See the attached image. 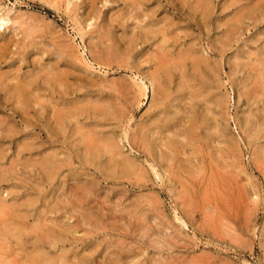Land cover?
<instances>
[{"label":"rangeland","instance_id":"374dc122","mask_svg":"<svg viewBox=\"0 0 264 264\" xmlns=\"http://www.w3.org/2000/svg\"><path fill=\"white\" fill-rule=\"evenodd\" d=\"M0 72V264H264V0H0Z\"/></svg>","mask_w":264,"mask_h":264},{"label":"bare ground","instance_id":"6f19581e","mask_svg":"<svg viewBox=\"0 0 264 264\" xmlns=\"http://www.w3.org/2000/svg\"><path fill=\"white\" fill-rule=\"evenodd\" d=\"M204 2V1H203ZM201 8V12L204 14V13H206L207 11H208V5H207V3H201L200 5H199ZM159 25V24H158ZM224 26H226L225 25V23H224ZM157 28H156V32L160 35V34H162V35H164V30H163V26H156ZM225 30H226V28L224 29V32H225ZM150 31V30H149ZM227 31V30H226ZM37 32V31H36ZM153 32V31H152ZM31 33V32H30ZM146 33V32H145ZM150 33V32H149ZM151 35V34H150ZM157 35V34H156ZM107 37V36H106ZM164 38V37H163ZM168 38V37H167ZM101 39H102V37H101ZM114 41V40H113ZM99 42V41H98ZM108 42H109V40H108ZM110 42H112V41H110ZM106 43V42H105ZM113 43V42H112ZM161 43H163V39L161 40ZM6 44V43H5ZM102 45V44H101ZM100 45V46H101ZM163 46H164V43L162 44ZM110 47H111V45H109ZM26 47V46H25ZM159 47H161L160 46V44H159ZM103 48V47H102ZM113 48V47H112ZM162 48V47H161ZM160 48V49H161ZM106 49V48H105ZM157 49V48H156ZM160 49H158V51L160 50ZM27 50H29V49H27ZM162 50V53H164V49H161ZM114 51V50H113ZM100 52V51H99ZM115 52V51H114ZM200 52V51H199ZM156 53V52H155ZM162 53H160V54H162ZM208 54V53H207ZM108 55V54H107ZM113 56V55H112ZM156 57H157V54H156ZM159 57V56H158ZM189 57L191 58V60H190V66H191V68L192 69H194L195 67H196V65L197 64H199L201 61H200V57H198V55L196 54V53H194V52H191L190 54H189ZM154 60V59H153ZM14 61V60H13ZM156 62H155V66H154V71H155V73L152 75V78L154 79V80H157L156 79V77H159V75L157 76V75H155L156 73H160V70H162V71H164V68H167L168 67V64H169V62L164 58V54L163 55H161V58H159V59H157V60H155ZM206 64V63H205ZM52 66V65H51ZM209 66V65H208ZM210 68H211V66H209ZM209 67H206V70H209L210 68ZM2 69V68H1ZM44 69V68H43ZM158 69H160L159 70V72H157V70ZM67 70V69H66ZM162 71H161V73H162ZM51 72V71H50ZM1 73V72H0ZM83 74V73H82ZM3 77V75H0V77ZM5 76V75H4ZM41 77V76H40ZM160 78H162L161 76H160ZM159 78V79H160ZM1 79H3V78H1ZM7 79V78H6ZM6 79H5V81H6ZM56 79V78H55ZM152 79V80H153ZM4 80V79H3ZM48 80V79H47ZM153 80V81H154ZM14 81V80H13ZM20 81V80H19ZM19 81L17 82V80H16V82H17V84L19 83ZM157 81H159V80H157ZM4 82V81H3ZM7 82V81H6ZM160 82V81H159ZM185 83H184V85H189V82H190V80L189 79H186L185 81H184ZM5 83V82H4ZM8 83V82H7ZM6 83V84H7ZM16 85V84H15ZM6 86V85H5ZM11 86H13L12 84H11ZM30 86V85H29ZM28 85H25L24 83H19L18 85H16V86H14L15 87V90H13V92L12 91H10L11 93H20V99H21V96H23L24 97V95H27L26 93L29 91L28 89V87H29ZM2 87H3V84H2ZM10 87V86H9ZM8 87V88H9ZM14 87H13V89H14ZM180 87H183V85H181ZM179 87V88H180ZM5 88H7V86L5 87ZM7 88V89H8ZM12 89V88H11ZM10 89V90H11ZM158 89V88H157ZM28 90V91H27ZM9 91V90H8ZM160 91L162 92L163 91V89H160ZM9 92V93H10ZM164 94V93H163ZM11 96H12V94H10ZM28 97H30V95H31V93L29 94V92H28ZM14 96V95H13ZM7 97V96H6ZM15 97H17V95L15 96ZM32 97V96H31ZM27 97L25 96V98L24 99H26ZM116 98V97H115ZM15 99H17V98H15ZM28 99V98H27ZM118 99V98H117ZM215 99H216V106L218 107V113H217V117H219V118H222L223 120H225L226 121V101H225V98H224V96H222V95H219L218 97L216 96L215 97ZM22 100H23V98H22ZM101 104V103H100ZM106 106V105H105ZM191 106V105H190ZM207 109V108H206ZM209 109V108H208ZM196 110V109H195ZM207 111V110H206ZM210 110H208V112H209ZM29 113V112H28ZM38 113V112H37ZM199 113H201V112H198V111H194V109H193V116H191V118L189 119V124L187 125V129H186V131H187V136H188V139H190V141L187 139V146H188V148L190 149H192V150H194V148L195 149H197L198 147H201L200 145L201 144H195L194 143V138H193V140H191V138L193 137V136H196V132H197V128H198V126H200V124L202 123V122H205L204 123V127L205 126H207L209 123V121L210 120H213V119H215L214 118V116H212V117H210L209 115V117L204 113V114H199ZM73 114V113H72ZM209 114V113H208ZM211 114H213L211 111H210V115ZM167 118V117H166ZM203 118L205 119V120H207V121H205V120H203ZM159 120V119H158ZM217 120V119H216ZM215 120V121H216ZM219 120V119H218ZM218 120H217V122H218ZM157 122H160V121H157V119H154V121L152 122V126L153 125H155V126H157ZM214 122V121H213ZM213 122H211L210 121V127H211V124L213 123ZM221 122V121H220ZM206 123H208L207 125H206ZM216 123V122H215ZM184 124V123H183ZM217 124V123H216ZM221 124V123H220ZM203 125V124H202ZM213 125H214V123H213ZM218 125V124H217ZM208 126V127H209ZM208 127H206V128H208ZM217 127V126H216ZM220 127V126H219ZM218 127V128H219ZM153 128H157V127H153ZM212 128V127H211ZM206 129L208 132H209V130H212V129ZM214 128H215V125H214ZM221 134L220 135H222V138H223V142H224V149H223V152L222 153H224V154H226V156L227 155H229V153H230V147H228L227 145V139L225 138V127L222 125L221 126ZM219 129V130H220ZM217 130V129H216ZM215 130V132L217 133V131ZM148 131V130H147ZM155 131V130H154ZM63 132V131H62ZM149 132V131H148ZM210 132H213V131H210ZM88 133V132H87ZM153 133L154 132H152V134H151V142H152V144L154 145L155 143H156V141L155 140H157L156 139V137L153 135ZM216 133H214V135L216 134ZM212 134L213 133H211L210 135L212 136ZM155 135H156V133H155ZM173 135V134H172ZM198 135V134H197ZM209 134L206 136L207 137V140L205 141V140H200V141H202L203 142V145H204V143H205V145H210L211 146V144H210V141L212 142V140H209V138L211 137ZM219 135V133H217V136ZM216 136V135H215ZM214 136V137H215ZM213 136H212V138H214ZM217 138V137H216ZM215 138V139H216ZM221 138V139H222ZM203 139V138H202ZM204 139H206L205 137H204ZM95 141V140H94ZM209 141V142H208ZM199 143V142H198ZM213 143V142H212ZM151 144V143H150ZM103 146V148L102 149H98V156H102L103 154H105V155H107L108 154V158L109 159H112V158H114V155H115V151H114V148L110 145V144H105L104 143V145H102ZM167 147H168V153H166V156H167V159L168 160H172V161H175V160H177V158H178V153L180 152V150L182 151V147L180 146V144H178V142L177 141H175L174 139H171L170 140V142H168L167 143ZM212 147V146H211ZM210 147V148H211ZM204 148V146L201 148V150ZM209 148V147H208ZM209 148V149H210ZM238 148V147H237ZM191 150V151H192ZM197 150H199V149H197ZM206 150H207V148H206ZM195 151V150H194ZM193 151V152H194ZM216 151V150H215ZM233 151H235V150H233ZM237 151H239V150H237ZM183 152V151H182ZM190 152V151H189ZM209 151H207V154H209V153H211V152H209ZM236 152V151H235ZM204 153H205V151H204ZM203 153V154H204ZM238 153V152H237ZM61 154V153H60ZM102 154V155H101ZM120 154V153H119ZM197 154H198V152H197ZM235 154V153H234ZM239 154V153H238ZM201 155H202V152H201ZM210 155V154H209ZM212 155V154H211ZM211 155H210V157H211ZM104 156V155H103ZM119 156V155H118ZM195 156V155H194ZM205 156V155H204ZM223 156H225V155H223ZM200 157V156H199ZM60 158V157H59ZM101 158V157H100ZM165 159H166V157H164ZM190 158V157H189ZM205 158V157H204ZM208 158H209V156H208ZM211 158H213V157H211ZM215 158V157H214ZM123 159V158H122ZM206 159V158H205ZM221 159H223V158H221ZM100 160V159H99ZM189 160H191V159H189ZM202 160V159H201ZM209 161H211V162H213L212 160H210V158L208 159ZM225 160V159H224ZM224 160H222V161H224ZM208 161V162H209ZM108 162H109V160H108ZM187 162H188V160H187ZM225 162V161H224ZM223 162V163H224ZM56 163V162H55ZM61 163V162H60ZM111 163H113V162H111ZM122 166H121V169H122V171L120 172V174L119 175H126V174H129V172H132V171H138L136 168L137 167H139V166H137L138 164L136 163V161L134 160V159H131V158H125V159H123L122 160ZM185 163V162H184ZM226 163V162H225ZM137 164V165H136ZM220 165V164H219ZM222 165V164H221ZM136 169V170H135ZM120 171V170H119ZM117 173V172H116ZM133 173V172H132ZM174 174V173H173ZM115 175V174H114ZM111 177V176H110ZM117 177V176H116ZM106 178V177H105ZM195 178V177H194ZM188 191V190H187ZM9 209V208H8ZM2 211V210H1ZM8 212V211H7ZM5 214V213H4ZM11 217V216H10ZM6 229V228H5ZM38 255V254H37ZM3 256V255H2ZM40 256V255H39ZM39 258V260H40V257H38ZM38 258H37V260H38ZM3 259V258H2ZM35 260V259H34ZM37 260H35V261H37ZM39 262V261H38ZM37 262V263H38ZM47 262V261H46ZM45 261H44V264L46 263ZM36 263V264H37Z\"/></svg>","mask_w":264,"mask_h":264}]
</instances>
